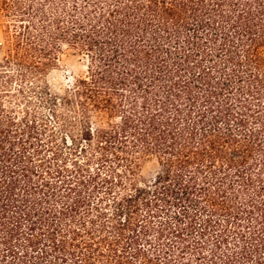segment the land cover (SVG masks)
I'll return each mask as SVG.
<instances>
[{
    "label": "trees",
    "instance_id": "1",
    "mask_svg": "<svg viewBox=\"0 0 264 264\" xmlns=\"http://www.w3.org/2000/svg\"><path fill=\"white\" fill-rule=\"evenodd\" d=\"M0 19V264H264V0H0ZM65 45L88 70L58 95Z\"/></svg>",
    "mask_w": 264,
    "mask_h": 264
},
{
    "label": "rangeland",
    "instance_id": "2",
    "mask_svg": "<svg viewBox=\"0 0 264 264\" xmlns=\"http://www.w3.org/2000/svg\"><path fill=\"white\" fill-rule=\"evenodd\" d=\"M5 53V39L3 26L0 19V58ZM88 58L78 51L63 46L62 51L58 55V60L46 73L45 79L49 84L51 91L55 94L62 95L67 90H70L76 80L87 74ZM36 100V99H35ZM14 110L21 111L16 105ZM44 112L47 111L43 109ZM94 120L98 124L106 122V117L97 116L95 114ZM158 170V162L154 156L146 157L141 162L140 174L141 179L150 181L154 178Z\"/></svg>",
    "mask_w": 264,
    "mask_h": 264
}]
</instances>
